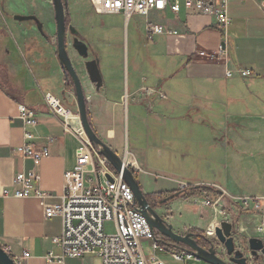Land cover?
<instances>
[{
  "label": "crops",
  "instance_id": "obj_1",
  "mask_svg": "<svg viewBox=\"0 0 264 264\" xmlns=\"http://www.w3.org/2000/svg\"><path fill=\"white\" fill-rule=\"evenodd\" d=\"M17 15L36 16L45 34L35 21H19ZM68 15L77 29L82 27L78 7ZM111 16L102 48L97 51L88 40L103 73L100 89L84 71L86 60L70 51L100 138L127 162H137L141 170L131 168L147 195L180 192L184 185L207 187L203 198H178L165 205L164 218L176 232L199 230L208 237V229L219 226L224 214L239 212L235 232L241 239L263 238L257 227L264 222V0H230L227 32L215 16L190 13L184 2L178 14L168 8L130 19ZM148 23L179 33L150 39ZM56 36L53 0H0V244L17 255L29 252L24 264H57L47 257L51 251L60 254L52 238L62 233L63 221L46 217L35 196H3L4 189L14 190L17 174L36 168L17 148L30 132L35 143L50 149L51 156L37 167L38 184L54 194L49 202L59 203L66 176L76 167L78 131L83 130L80 117L66 125L44 101V94L53 92L78 112ZM239 69L252 75L243 77ZM227 70L233 75L227 76ZM20 104L36 110L37 125L24 124ZM144 245L151 254V242ZM163 249L157 254L172 264H207L195 258L174 260L170 254L179 249ZM86 257L88 264H102L97 256Z\"/></svg>",
  "mask_w": 264,
  "mask_h": 264
},
{
  "label": "built area",
  "instance_id": "obj_2",
  "mask_svg": "<svg viewBox=\"0 0 264 264\" xmlns=\"http://www.w3.org/2000/svg\"><path fill=\"white\" fill-rule=\"evenodd\" d=\"M91 2L98 14H123L126 19L149 16L168 8L178 14L181 3L184 2L186 10L190 13L215 16L218 27L224 32H227L232 23L229 16L230 0H91ZM178 33L159 23H148L146 27V34L150 39L157 35ZM238 72L243 77L252 75L249 69H239ZM226 75L232 76L233 71L227 70ZM125 99L127 100V97ZM44 101L50 111L61 117L66 125L72 117L79 116V113L67 105L61 96L53 92L45 93ZM19 110L20 118L26 126L39 123L36 110L25 104H20ZM78 135L80 145L76 150V167L66 176L64 193L59 203L49 202L54 194L43 190L38 184L40 175L37 167L41 165L43 159L51 156V151L48 147L35 143L36 137L30 132L25 133L26 143L17 150L23 158L32 159L36 168L29 174L25 172L17 174L14 179V190H3V196L16 198L35 196L40 200L46 217L58 216L62 219V233L52 238L53 244L60 248V254L56 255L51 251L47 257L48 261L65 264L66 258L92 255L101 258L102 264H172L157 254L164 250L160 242L164 237L151 227L141 212L131 187L123 178V173H119L105 156L99 154V148L91 143L84 130L80 129ZM49 141L54 142L55 138L50 137ZM126 153L127 156H131L129 150ZM124 160L130 168L141 170L134 162ZM108 176H111L113 181H110ZM186 187L187 185H184L182 190ZM215 211L219 209L215 208ZM219 213L223 214L222 210ZM224 215V220L231 221L229 216ZM110 221L114 222V227L108 232L105 225ZM257 228L264 240V222ZM210 229L212 227L208 229V238L216 240L214 239L216 227L214 226L212 232ZM145 240L151 242V254L147 253ZM0 245L16 264H24V260L31 256L29 252L17 255L10 246ZM222 252L224 251L219 253ZM170 255L174 260L181 262L195 258L181 250Z\"/></svg>",
  "mask_w": 264,
  "mask_h": 264
},
{
  "label": "water",
  "instance_id": "obj_3",
  "mask_svg": "<svg viewBox=\"0 0 264 264\" xmlns=\"http://www.w3.org/2000/svg\"><path fill=\"white\" fill-rule=\"evenodd\" d=\"M53 4L57 23L58 58L67 80L71 78L73 81L82 128L91 143L99 148V154L105 156L119 173H123L124 180L131 187L139 208L151 227L157 230L164 238L171 239L177 249L192 254L200 262L207 264H253L260 261L261 264H264V240L259 237H252L246 241L241 239V245L238 244L235 232L236 225L231 221L223 220L216 227V240L206 237L201 241L192 232H187L186 234L176 232L173 225L156 211L143 192L135 171L126 164L124 158L120 157L117 152L100 138L91 124L87 95L80 74L71 58L70 47L79 57L86 60L84 71L97 89H100L104 82L100 61L94 55L90 45L82 38L79 30L73 24H67L68 0H53ZM16 20H33L36 22L40 32L45 34L43 23L34 15H17ZM69 35H71V42L68 41ZM92 55L93 58H91ZM108 179L113 181L111 176H108ZM171 198L172 196L167 197L163 203L169 202ZM219 247L222 248L224 251L222 253L224 254L219 253ZM222 255H227L228 259L223 258ZM0 264H16L1 245Z\"/></svg>",
  "mask_w": 264,
  "mask_h": 264
},
{
  "label": "rangeland",
  "instance_id": "obj_4",
  "mask_svg": "<svg viewBox=\"0 0 264 264\" xmlns=\"http://www.w3.org/2000/svg\"><path fill=\"white\" fill-rule=\"evenodd\" d=\"M68 7H69V9L70 8L74 9L75 7H78V9L81 12V18H82L81 19L82 27L79 28L78 30H79L82 38L87 39V40H85L87 43H88V40L92 41L93 43H96L94 47H95V49H97V51H99V49L102 48V46L100 47L99 43L104 42L105 40L108 41L109 35H107L106 33H109V31L107 28H108V25L110 24V22L112 21L111 15H114V14H102V15L98 14L94 9V6H93L91 0H73V1H70V4ZM104 26H106V28H104ZM105 29H107V30H105ZM118 34L119 33L116 31L115 36H117ZM68 37H69L68 41L71 42V35H69ZM107 43H109V42H107ZM103 47H105V49H109V51L111 50V48L109 47V44H105V46H103ZM70 51L73 52V49L71 47H70ZM120 152L122 153L123 151H120ZM154 173H156V172H154ZM153 178L157 179L159 181L162 180L161 178H158L156 176ZM186 190H188V191H186L187 194H192V195L188 198L183 197V198H179V199L189 200V199L194 198V197L203 198V193L208 191L206 189H191L189 187H186ZM159 194L161 196L164 195L167 197L170 195V194L168 195V194L163 193V192L151 194V195H159ZM145 195H147V194H145ZM167 204H168V202L165 203L164 205H159V206L153 205V207H155L156 211L161 216L164 217V215H167V213H168V209H167V207H165V205H167ZM227 215L230 217L231 222L235 223L236 229H237V225L240 222L241 214L239 212H237L234 215L235 217L230 216V214H227ZM113 227H114V222H111V221L107 222L105 225V228L108 232H111L113 230ZM236 235H237L238 244L241 245V236H240L241 234L236 232ZM254 237H256V236H254ZM216 238L217 237L215 235L214 239H216ZM218 251L221 252L222 248L219 247ZM66 264H88V258L83 257V258L77 259V258L69 257V259H67Z\"/></svg>",
  "mask_w": 264,
  "mask_h": 264
},
{
  "label": "trees",
  "instance_id": "obj_5",
  "mask_svg": "<svg viewBox=\"0 0 264 264\" xmlns=\"http://www.w3.org/2000/svg\"><path fill=\"white\" fill-rule=\"evenodd\" d=\"M69 23H71V18H70L69 15H67V24H69ZM68 84H69V87H73L74 88L73 81H72L71 78L68 79ZM89 118H90V116H89ZM91 124H92V122H91ZM200 189H206L207 190V187H201ZM186 191H188V190H183V191H180V192H174V193H172L170 195L168 194L169 196H172V198L170 199V201H173V200L178 199V198H183V197L184 198H188V197H190L192 194H187ZM146 197L151 202L152 205L159 206L160 204H158V203H160L161 200H163L167 196H164V195L161 196L159 194V195H146ZM191 232L193 234H195V236L198 239H200L201 241L203 240V238H206L207 237L203 232H201L199 230H192ZM160 242L162 243L163 247L170 246V245L171 246H174V242L171 239H168V238H163V239L160 240Z\"/></svg>",
  "mask_w": 264,
  "mask_h": 264
},
{
  "label": "flooded vegetation",
  "instance_id": "obj_6",
  "mask_svg": "<svg viewBox=\"0 0 264 264\" xmlns=\"http://www.w3.org/2000/svg\"><path fill=\"white\" fill-rule=\"evenodd\" d=\"M70 1H73V0H68V4H70ZM70 24H72V23H69V25H70ZM185 190H186V189H185ZM166 198H167V197H166ZM166 198H164L163 200H161L162 203L160 202V203H158V204H160V205H164L165 203L163 204V202H164V200H165ZM149 202H150V201H149ZM150 203H151V202H150ZM222 254H224V253H222ZM222 257L228 259V256H227V255H222ZM260 263H261L260 261H257V262H255L254 264H260Z\"/></svg>",
  "mask_w": 264,
  "mask_h": 264
},
{
  "label": "bare ground",
  "instance_id": "obj_7",
  "mask_svg": "<svg viewBox=\"0 0 264 264\" xmlns=\"http://www.w3.org/2000/svg\"><path fill=\"white\" fill-rule=\"evenodd\" d=\"M74 117H78V118H79L78 115H75ZM74 117H72V119H73ZM81 125H82V124H81ZM132 161L134 162V164H136V166H138V165H137V162H136L134 159H133ZM213 227H214V226H213Z\"/></svg>",
  "mask_w": 264,
  "mask_h": 264
}]
</instances>
